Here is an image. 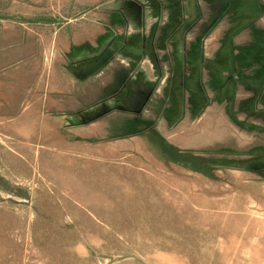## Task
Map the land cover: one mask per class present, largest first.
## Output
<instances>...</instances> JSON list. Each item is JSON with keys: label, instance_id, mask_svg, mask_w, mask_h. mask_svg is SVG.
Wrapping results in <instances>:
<instances>
[{"label": "rangeland", "instance_id": "rangeland-1", "mask_svg": "<svg viewBox=\"0 0 264 264\" xmlns=\"http://www.w3.org/2000/svg\"><path fill=\"white\" fill-rule=\"evenodd\" d=\"M0 264H264V0H0Z\"/></svg>", "mask_w": 264, "mask_h": 264}, {"label": "crops", "instance_id": "crops-1", "mask_svg": "<svg viewBox=\"0 0 264 264\" xmlns=\"http://www.w3.org/2000/svg\"><path fill=\"white\" fill-rule=\"evenodd\" d=\"M217 50V49H216ZM219 50H222V48H219Z\"/></svg>", "mask_w": 264, "mask_h": 264}]
</instances>
